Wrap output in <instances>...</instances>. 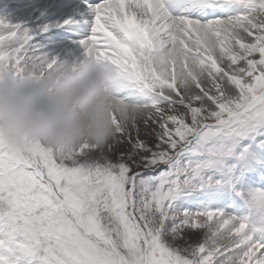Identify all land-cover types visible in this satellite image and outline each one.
I'll use <instances>...</instances> for the list:
<instances>
[{
	"label": "snow or ice",
	"instance_id": "snow-or-ice-1",
	"mask_svg": "<svg viewBox=\"0 0 264 264\" xmlns=\"http://www.w3.org/2000/svg\"><path fill=\"white\" fill-rule=\"evenodd\" d=\"M86 58L104 145H0V264H264V0H0V78Z\"/></svg>",
	"mask_w": 264,
	"mask_h": 264
},
{
	"label": "clouds",
	"instance_id": "clouds-1",
	"mask_svg": "<svg viewBox=\"0 0 264 264\" xmlns=\"http://www.w3.org/2000/svg\"><path fill=\"white\" fill-rule=\"evenodd\" d=\"M116 78L113 65L94 58L35 77L0 78V145H104L116 135L114 118L123 126L131 116L112 92Z\"/></svg>",
	"mask_w": 264,
	"mask_h": 264
}]
</instances>
